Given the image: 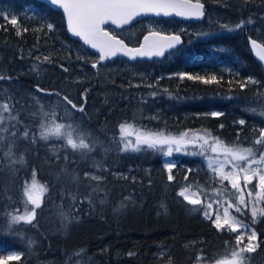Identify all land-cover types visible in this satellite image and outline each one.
Instances as JSON below:
<instances>
[{"label":"trees","instance_id":"trees-1","mask_svg":"<svg viewBox=\"0 0 264 264\" xmlns=\"http://www.w3.org/2000/svg\"><path fill=\"white\" fill-rule=\"evenodd\" d=\"M201 2L205 5V18L189 25L188 31L179 32L183 38L179 54L132 64L118 59L108 65H115L120 71L108 75L109 79L104 81L98 70L91 68L97 56L69 38L59 11L36 0H0V17L11 18L14 14L18 19V25L13 26L0 18V75L6 77L0 80V99L12 97L19 102L16 111L38 141L32 144L5 133L6 139L0 145V230L5 233L0 235V255L23 253L22 261L12 260L8 264H75L81 257L90 258L92 264H169V261L192 264L190 258L200 250L211 256L223 252L226 241L234 245L233 234L218 233L200 212L175 195L177 185L168 183L161 154L152 151L119 154L112 142L117 125L124 120H135L173 134L207 130L226 144L239 143L243 147L250 146L254 128L264 127V115L260 114L264 112L263 69L248 48L250 38L264 44V0ZM241 20L245 21L244 26L236 29ZM45 22L54 24L53 33L39 30ZM23 28L29 30L25 33ZM110 30L135 46L148 27L140 22L121 32ZM44 55H51L52 63L36 60ZM61 65L68 71H63ZM228 69L232 70L231 76ZM180 72L201 75L215 72L232 79L238 73L239 78L252 77L259 83L249 84L244 91L235 86L229 91L227 86L181 81L176 78ZM144 74L149 80L165 76L159 84L162 94L154 101L149 99L147 105L140 103V97L153 90L129 86L130 82H140ZM37 86L61 95L37 92ZM164 88L168 93L162 92ZM63 95L83 105L85 111L64 107ZM228 96L235 98L227 99ZM37 99L40 104H36ZM40 105L49 112L55 108L58 116L80 125L97 141L96 149L86 156L69 150L67 175L61 171L65 167L64 150L58 147L63 141L39 140L41 117L33 113L38 112ZM213 111L224 115L212 118ZM151 114H158L160 120L144 119ZM239 119L246 121L243 127L236 123ZM220 124L224 125L222 129ZM11 140L15 141L13 156L7 157ZM21 155L26 163L12 165L11 159ZM57 155L61 157L59 161ZM171 159L194 168L202 163L200 157L174 154ZM94 162L108 169L99 173L105 177L100 183L104 191L92 195L91 205L85 202L73 207L68 193L83 198L92 192L88 185L95 182L83 177L85 172L97 171ZM34 168L37 181L48 186L42 196V207L37 209L35 226L21 222L12 226L19 230L18 235L8 234L6 213L19 206L22 214L21 183L30 182ZM76 175L80 181L73 179ZM123 175L135 177L136 182L123 179ZM175 175L178 182H183V166L175 170ZM189 180L205 184L207 175L202 171L190 175ZM129 196L131 200L126 201L124 198ZM101 200L105 202L100 203ZM121 203L125 207L117 211ZM61 208L70 210L75 219L64 221L59 215ZM244 219L250 222V212ZM254 227L260 236V246L244 255L250 257L247 264H264V219ZM130 252L135 255L129 256Z\"/></svg>","mask_w":264,"mask_h":264},{"label":"snow or ice","instance_id":"snow-or-ice-1","mask_svg":"<svg viewBox=\"0 0 264 264\" xmlns=\"http://www.w3.org/2000/svg\"><path fill=\"white\" fill-rule=\"evenodd\" d=\"M48 3L62 10L68 32L73 37H77L83 45L99 53L97 61L91 64V68L96 70H99L104 61L118 55L136 61L143 58L164 57L166 53L168 55L179 54V46L183 44L179 34L168 35L149 28L148 34L143 37V43L133 46L111 31L109 27H105L106 25L124 28L125 25L138 21V18L149 16L201 19L204 16L205 7L201 0H48ZM0 18L10 25H18V19L14 14L11 18L7 15ZM247 23H252V20L249 19ZM244 24L245 21L241 20L235 27L239 29ZM5 30L7 29L5 28ZM28 30V28H23L22 32L26 33ZM39 30L45 34L53 33L55 26L51 22H45ZM227 30L233 31L234 29L228 28ZM20 34L21 31L18 30L17 35ZM250 45L253 49L261 47L257 40L252 38H250ZM259 59L264 61V55H260ZM36 60L52 63V56H37ZM33 67L35 68L36 65ZM61 67L63 71H68L67 67L63 65ZM227 71L231 76L232 70L228 69ZM235 75L237 78L232 79L215 72L204 75L180 72L176 78L181 81L187 79L203 85L227 86L229 91H232L234 86L238 87L240 91H244L249 84L257 85L259 83L252 77L239 78L238 73ZM5 78V76L0 75V80ZM162 79H165V76L162 75L154 80H149L147 74H144L140 82H130L129 86L153 90L140 97V103L147 105L149 99L154 101L162 94L159 89ZM36 91L46 95H61L39 86H37ZM162 92L168 93V89L164 88ZM83 96L86 98L87 90ZM234 98V96L227 97V99ZM62 101L66 108L71 106V109L81 113L85 111L83 105H77L68 95H63ZM18 104L19 102L14 101L12 97L6 100L0 99V145H3L6 139L5 133L8 134V137L23 138L32 144L38 142L37 137L31 133L30 126L25 125L20 119V112L16 111ZM36 104H40L39 99L36 100ZM260 114L264 115V112ZM36 115L41 117L39 140L48 141L50 138H55L57 141H63L58 147L64 150L62 159L65 161V167L61 169L64 174H69L66 167L69 150L73 154L79 153L86 156L96 149L97 141L90 134L81 130L80 125L68 123L64 117L58 116L55 108L49 112L45 110L43 105H40L38 112L33 113V116ZM210 115L212 118H219L224 113L213 111ZM144 119L159 121L160 116L151 114L145 116ZM44 121L48 122L45 123ZM236 123L243 127L246 121L239 119ZM20 126L23 127L22 131ZM219 127L222 129L224 125L220 124ZM239 135L240 133L237 132V140ZM253 137L250 146L243 147L239 143L226 144L221 137L214 136L207 130H203V132L184 130L173 134L163 128H152L135 120H124L117 125L112 142L116 145V151L119 154H137L147 151L161 154L165 158L163 168L167 173L168 183L177 185L175 195L192 210L200 212L203 219L208 221L218 233L233 234L234 245L226 241L224 251L211 256L200 250L194 257L190 258L192 264H247L250 257H246L244 254L255 252L261 242L254 225L264 219V206H261L264 205V127L254 128ZM14 143V140L9 141L8 150L5 153L7 157L13 156L12 145ZM56 148L57 146H54V150ZM174 154L200 157L201 167L194 168L186 164L182 165L180 161L171 159ZM56 159L59 161L61 157L57 155ZM25 163L23 155L18 159H11L12 165L20 164L23 166ZM93 166L97 171L95 173L85 172L83 177L84 180L95 182V184L88 185L92 192L83 198L68 193L73 207H76L78 203L83 204L85 202L91 205L93 203L92 195L104 191L100 187V183L105 177L99 173L108 169L99 162H94ZM182 166L184 168L183 182H178L175 170ZM36 171L35 168L32 169L30 182L24 180L21 183L20 204L23 206L22 214L19 206L13 212L6 213L9 216L8 234L16 233L18 235L19 230L13 229L12 226L21 222L35 226L37 209H41L42 196L48 191L47 184H41L37 181ZM202 171L207 175L205 184L189 180L190 175L195 176ZM113 174L117 175L116 173ZM122 178L125 180L131 178L134 183L136 182L135 177L123 175ZM73 179L80 181L81 178L76 175ZM124 199L130 201L131 197ZM104 202V200L100 201V203ZM123 207L125 205L121 203L117 211ZM230 209L234 210L235 214L230 212ZM249 212L251 220L246 222L244 217ZM59 215L64 221L70 222L75 219L70 210L65 211L63 208L60 209ZM65 227L67 228V223ZM4 234L3 230H0V235ZM163 254V251L159 253L161 256ZM128 255L132 256L135 253L130 252ZM22 259L23 253L12 252L8 255H0V264H8L12 260L22 261Z\"/></svg>","mask_w":264,"mask_h":264},{"label":"water","instance_id":"water-1","mask_svg":"<svg viewBox=\"0 0 264 264\" xmlns=\"http://www.w3.org/2000/svg\"><path fill=\"white\" fill-rule=\"evenodd\" d=\"M36 1H39V2H41V3L46 4V5H47L50 9H52V10L59 11V12L62 14V16H63L64 22H65V26H66V32H67L69 38L72 39V40H74V41H76V42H78L79 44H81L82 47H83L85 50L89 51L90 53H93V54L96 55L97 58H98L99 53H97V52H96L95 50H93V49H90L88 46L83 45L82 41H80L77 37H73V36L71 35V33L68 32V29H67V22H66V19H65V17H64V14H63L62 10L57 9L55 6H52L50 3H48V0H36ZM149 18L176 19V20L185 21V22H187V21H194L195 23H198V22H202V21L204 20V18H205V7H204V16H203L201 19H184V18H182V17H176V16H171V17H151V16H149V17L138 18V21L133 22V23L130 24V25H125L124 28H116L114 25H112V26H107V25H106L105 27H109V28H111L112 30L118 32V31H121V30H124V29H128V28L132 27L133 25H135L136 23H139V22L144 21V20L149 19ZM147 34H148V33H146L145 35H147ZM145 35H144V36H145ZM144 36H143V37H144ZM143 37L140 39L139 44L143 43ZM257 43L260 44L261 47L256 48V49H253L252 46L250 45V39H248V48H249V50H250V52H251L253 58L255 59V61L258 62V63L261 65V67H262V69H263V75H264V61H261V60L259 59V56H260V55H264V45H263L261 42H259V41H257ZM166 54H167V53H166ZM162 58H163V57H153L152 59L143 58V59H137L136 61H148V62H150V61H152V60H154V59H156V60H160V59H162ZM117 59H124V60L127 61L128 63H134V62H136V61H131V60H129L127 57H124V56H122V55H118V56H116V57H114V58H112V59H110V60L104 61L103 64H102V66H104V65L107 64V63H113V62L116 61Z\"/></svg>","mask_w":264,"mask_h":264},{"label":"flooded vegetation","instance_id":"flooded-vegetation-1","mask_svg":"<svg viewBox=\"0 0 264 264\" xmlns=\"http://www.w3.org/2000/svg\"><path fill=\"white\" fill-rule=\"evenodd\" d=\"M142 22H144V24H146L147 22H152V26H150V27L146 24L148 29L149 28H153L155 30L161 31L162 33L168 34V35H171V34H179V35H181L180 33L185 31V29L188 28L189 25L195 23L194 21L185 22V21H180V20H176V19H165V18H149V19H146V20H144ZM124 30H127V29H124ZM124 30H121V31H124ZM121 31H118V32H121ZM147 33H148V31H147ZM181 38H182V35H181ZM139 42H140V40H139ZM138 45H139V43H138ZM138 45H135V46H138ZM165 55H167V54H165ZM154 60H156V59H154Z\"/></svg>","mask_w":264,"mask_h":264},{"label":"rangeland","instance_id":"rangeland-1","mask_svg":"<svg viewBox=\"0 0 264 264\" xmlns=\"http://www.w3.org/2000/svg\"><path fill=\"white\" fill-rule=\"evenodd\" d=\"M149 27L150 26H152V22H147L146 23ZM185 29V28H184ZM185 30H187L188 31V29L186 28ZM105 67H102V68H99V70H98V74H99V77L102 79V80H104V81H107L108 79H109V77H108V75H110V74H112V73H118L119 71H120V68H118L117 66H110V65H108V64H105L104 65ZM255 183V182H254ZM261 206H264V205H261ZM230 212H232V211H234V210H232L231 211V209L229 210ZM233 214H235L234 212H233ZM10 253H12V252H9V253H7V254H5V255H8V254H10ZM92 260L90 259V258H87V257H81V258H79L76 262H75V264H92V262H91ZM42 264H47V263H42Z\"/></svg>","mask_w":264,"mask_h":264},{"label":"bare ground","instance_id":"bare-ground-1","mask_svg":"<svg viewBox=\"0 0 264 264\" xmlns=\"http://www.w3.org/2000/svg\"><path fill=\"white\" fill-rule=\"evenodd\" d=\"M206 10V9H205ZM188 34V33H187ZM185 36V35H184ZM183 40V39H182ZM255 60V59H254ZM105 67V66H104Z\"/></svg>","mask_w":264,"mask_h":264}]
</instances>
